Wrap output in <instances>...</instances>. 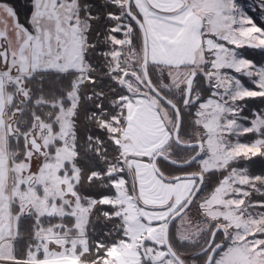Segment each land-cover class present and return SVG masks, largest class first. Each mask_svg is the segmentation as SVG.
<instances>
[{"label":"snow or ice","instance_id":"1","mask_svg":"<svg viewBox=\"0 0 264 264\" xmlns=\"http://www.w3.org/2000/svg\"><path fill=\"white\" fill-rule=\"evenodd\" d=\"M0 264H264V0H0Z\"/></svg>","mask_w":264,"mask_h":264}]
</instances>
